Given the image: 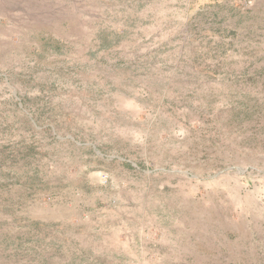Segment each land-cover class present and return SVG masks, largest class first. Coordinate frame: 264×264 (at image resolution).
I'll use <instances>...</instances> for the list:
<instances>
[{
    "label": "rangeland",
    "instance_id": "rangeland-1",
    "mask_svg": "<svg viewBox=\"0 0 264 264\" xmlns=\"http://www.w3.org/2000/svg\"><path fill=\"white\" fill-rule=\"evenodd\" d=\"M0 264H264V0H0Z\"/></svg>",
    "mask_w": 264,
    "mask_h": 264
}]
</instances>
